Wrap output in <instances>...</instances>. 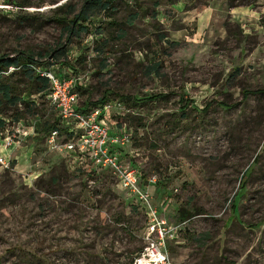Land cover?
<instances>
[{"label": "rangeland", "instance_id": "obj_1", "mask_svg": "<svg viewBox=\"0 0 264 264\" xmlns=\"http://www.w3.org/2000/svg\"><path fill=\"white\" fill-rule=\"evenodd\" d=\"M15 1L29 5L0 0V55L53 49L85 89L77 106L106 91L105 126L130 133L121 162L183 222L172 264H264V0H113L72 33L47 18L82 0ZM4 84L18 95L27 80L8 69ZM22 96L0 105V264H127L143 244L138 201L106 169L48 150L57 111L46 90Z\"/></svg>", "mask_w": 264, "mask_h": 264}, {"label": "built area", "instance_id": "obj_2", "mask_svg": "<svg viewBox=\"0 0 264 264\" xmlns=\"http://www.w3.org/2000/svg\"><path fill=\"white\" fill-rule=\"evenodd\" d=\"M41 74L46 76L50 84L48 103L56 109L60 122L70 129L69 135L66 132L60 134L56 128L50 129L45 137L46 148L68 153L73 162L86 159L92 166L106 169L116 183L142 205L145 215L143 244L129 264H172L167 247L183 228V222L174 223L159 215L148 190V182L153 183L154 179L148 178V184H142L138 169L121 162L115 146L128 143L129 133L122 128L120 132L111 134L104 123L110 108L115 104L109 102L85 112L78 111L74 104L76 93L72 90L77 77L58 78L48 70ZM6 144L10 142L6 141Z\"/></svg>", "mask_w": 264, "mask_h": 264}, {"label": "trees", "instance_id": "obj_3", "mask_svg": "<svg viewBox=\"0 0 264 264\" xmlns=\"http://www.w3.org/2000/svg\"><path fill=\"white\" fill-rule=\"evenodd\" d=\"M3 1H7V3H13L17 7H26L29 5V3L22 2V1H18V2H16L15 0H3ZM112 3H113V0H82L81 4H80V8L72 17L66 18L63 14H59V13L57 14L56 11H54V13L52 15L48 16L47 19L54 21L56 23H62L63 25H65V29H66L67 33H70V32L72 33L74 31L78 32V30H86V26L83 25V23L86 20H88V16H89L90 12H92L96 9H99V10L101 9L104 11L109 10L112 7ZM61 7L62 6H60L57 9H61ZM29 16L31 17L33 15L24 14L22 17L27 19ZM52 51H53V49L49 50L45 54L46 58L44 60L37 59L32 54H27L25 52H18L16 55H8L6 53H2L0 55V58H5V59L0 61V72L4 71V70H8L9 67H13L14 71H19L20 74H22L27 80L26 87L23 88L22 90L18 91L17 92L18 95L15 94V92L19 89L18 85H16V84L15 85L14 84L0 85V105H4L5 103L9 104L10 106H12V105L16 106L18 103L27 104V102L23 99V96H22L23 93H28V94L40 93L41 91H44V90H46V100L48 102L47 95L50 92V84H49V80L46 78V76L41 74V72L44 70L51 71L58 78L67 79L69 77L76 76V75L70 74L73 72V69L68 67V65L62 66L61 64H59L58 62H56L54 60V57L50 54V52H52ZM8 56H11V57H8ZM155 65L157 66L158 64L156 63ZM82 87H83V85L81 84V82L76 80L74 85H73L72 90H73V92H75L77 94V89L78 90H85ZM254 92L264 94V89L263 88L256 89V90H254ZM247 93H248V91H246V90H244L242 92L243 96H245ZM162 96L163 95L160 94L157 96V98H159V97L161 98ZM109 102H110V100L107 99V94L105 91L96 100L84 102L78 106L76 105L77 106L76 108L78 111L85 112V111H87L93 107H99V106H102L103 104H107ZM211 103H212L211 101L207 102L205 104V108H207ZM16 119H18V117H16ZM6 122H8V119H6V117H4V116H0V129L6 125ZM68 127L69 126L62 124L59 120V117L57 116L53 120H51L49 122L46 121L42 125V129H41L42 135H43L42 137L45 140L46 133L52 128L58 129L60 134L63 132H66L69 135L70 129H68ZM115 127H119V126L116 124ZM124 130L127 131L126 128H124ZM127 132L129 133V131H127ZM129 140H130V133H129ZM249 171H250V166H248V168L244 169V171L242 172V175L244 178L247 176ZM240 187H242V184L240 185ZM138 204L139 205H137V206H140V208L144 214V210H143L142 205L139 202H138ZM185 213H186V210H184L183 208H180L178 210L177 216L182 218V217H184ZM135 252L131 255L127 264H129L131 258L135 254ZM104 264H106V263H104Z\"/></svg>", "mask_w": 264, "mask_h": 264}, {"label": "crops", "instance_id": "obj_4", "mask_svg": "<svg viewBox=\"0 0 264 264\" xmlns=\"http://www.w3.org/2000/svg\"><path fill=\"white\" fill-rule=\"evenodd\" d=\"M123 127H115V126H113L112 128H109V132L111 133V134H113V133H116V132H120L121 131V129H122ZM125 144H127V143H125ZM125 144H123V145H120V146H115L116 148H115V150L118 152V156H119V158L121 157L120 156V150H119V148H122V146H124ZM83 161V160H82ZM75 162V161H74ZM142 230H143V228H142ZM142 230H141V233H142ZM174 240V239H173ZM173 240H171V241H173ZM170 241V242H171ZM169 242V243H170Z\"/></svg>", "mask_w": 264, "mask_h": 264}, {"label": "water", "instance_id": "obj_5", "mask_svg": "<svg viewBox=\"0 0 264 264\" xmlns=\"http://www.w3.org/2000/svg\"><path fill=\"white\" fill-rule=\"evenodd\" d=\"M8 57H11V56H8ZM3 59H5V58H0V61L3 60Z\"/></svg>", "mask_w": 264, "mask_h": 264}]
</instances>
